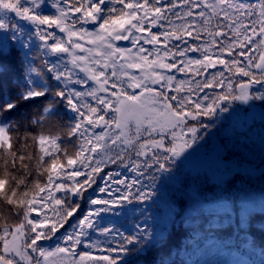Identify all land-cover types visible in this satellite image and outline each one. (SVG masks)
<instances>
[{"label": "snow or ice", "instance_id": "snow-or-ice-1", "mask_svg": "<svg viewBox=\"0 0 264 264\" xmlns=\"http://www.w3.org/2000/svg\"><path fill=\"white\" fill-rule=\"evenodd\" d=\"M46 7L55 9L56 14H43ZM0 10L33 24L46 53L57 61L69 56L68 63L86 73L87 81L95 85L89 87L86 80L74 78L71 70L52 63L46 66L48 78H41L42 74L30 67L29 73H36L37 78L25 76L24 87L18 89L15 100L10 95L0 97L3 116L16 110L21 100L47 99L52 93L53 99L43 111L26 123L42 127L46 118L55 116L58 98L75 113L67 137L69 142L73 137L77 142L75 152L69 154L57 143L58 137L34 133L31 127L22 132L19 123L13 124L7 117L0 120V205L12 206L10 211L17 218L0 229V264H48V258L57 254L75 257L77 247L93 246L85 243L89 230L104 236L115 232L122 237L116 248L103 251L117 255L133 251L139 242L150 239L141 226H137L139 234L123 235L119 229L101 227L96 218L125 203L151 199L154 192L137 187L139 180L128 183L108 176L104 180L106 186L99 187V192L113 198L91 199L90 204L96 207L70 225L75 231L63 236L65 246L46 252L40 242L52 240L80 207L67 205L54 192L82 195L108 163L130 167L138 176H144L149 169L168 172L169 164L202 138L197 135L199 128L208 127L189 126V120L211 118L218 110L227 112L226 106L220 107L221 102L264 101V94L252 91L253 85L264 86V0H260L259 6L242 0H51L50 4L48 0H0ZM89 23L95 31L77 29V25ZM42 26L66 32L67 39L56 40ZM153 28L158 31H152ZM50 40L54 42L50 44ZM0 41L29 47L19 25L10 23L7 17H0ZM120 41L132 47H118L116 42ZM144 45H150L151 50ZM74 50L88 55H76ZM257 50L259 55L255 54ZM93 53L99 58L89 61ZM190 53L202 56L193 59ZM174 72L190 79L177 81L174 75H167ZM226 73L248 79L233 81ZM6 74L4 54L0 51V90ZM50 80L56 82L55 90L50 87ZM226 80L228 91L211 103H206L207 96L198 95L204 89L223 88ZM75 85L88 90H77ZM88 98L91 102H87ZM109 112L115 115L109 117ZM151 113L165 119H156ZM97 128L101 131H95ZM33 144L35 149L27 151ZM34 172L36 178L29 180ZM45 173L42 182L38 177ZM80 176L85 179L74 184L63 181V177ZM114 184L124 188L116 189L118 196H113ZM34 189L38 191L29 196ZM52 201L61 206L52 209L57 219H51L47 213L42 219L32 218V213L40 216L43 207H51ZM86 257L119 264L112 256L93 257L89 253L81 254L79 262ZM71 264L78 261L72 259Z\"/></svg>", "mask_w": 264, "mask_h": 264}, {"label": "trees", "instance_id": "trees-1", "mask_svg": "<svg viewBox=\"0 0 264 264\" xmlns=\"http://www.w3.org/2000/svg\"><path fill=\"white\" fill-rule=\"evenodd\" d=\"M167 2V0H165ZM245 4H256L259 6L260 0H242ZM51 0H48V4ZM43 14L55 15V9L46 7ZM0 17H7L12 24L19 25L20 34L29 44L28 48H21L18 43L12 41H0V51L4 54V65L6 67V78L4 87L0 90V97L10 95L14 100L17 98L18 89L24 87V78L31 75L37 78L36 73H29V68H36L41 73V78H48L49 73L46 66L57 63L59 67L71 70L74 78L87 81L86 73L73 68L69 56H62L60 61L51 53H46L43 42L33 31V24L15 17L13 13L0 10ZM87 30L95 28L94 25H77V29ZM45 32H51L56 40H66V32L62 33L58 28H46ZM152 31H158L153 29ZM50 40L49 43H53ZM190 43H193L190 41ZM259 55V50L255 53ZM191 58H201L202 53H190ZM210 72L213 70H209ZM253 71H256L253 69ZM259 75V73H256ZM174 75L177 81L188 80L190 77L182 73H167ZM233 81L247 80L246 77L233 76L226 73ZM211 79V76L208 77ZM203 80L204 77H197ZM50 87L55 90L56 82L49 81ZM89 87H95L91 81H87ZM77 90L87 91L88 88L75 85ZM187 88V85H185ZM235 88V83H233ZM132 92L131 89L128 90ZM228 91L227 80L223 88L204 89L198 92L200 97L207 96L206 103H211L213 99ZM252 91L256 95L264 94V86L253 85ZM169 95L175 93H168ZM53 99L52 93L48 98H37L29 101H19L18 108L11 114L5 113L0 116V120L5 117L13 124L19 123L21 131L29 127L34 133H42L53 137H58L57 143L68 151L69 154L75 152L76 138L71 142L67 137L69 128L74 123L75 113L68 110L65 103L57 99L56 114L46 118L42 127L28 125L29 118H35L44 109L45 105ZM232 100L221 102L220 107H227V112L217 111V114L208 117H201L195 122L208 125L207 128H199L198 137H205L206 146L208 142L207 132L211 131L219 140L222 152L218 159L223 161L235 160L236 168L231 173H219L215 176L208 174L207 169L197 168L182 161L175 160L169 164L168 172H159L154 169L145 170L144 176H138L130 167L123 164L104 165L103 171L95 175V183L77 196L72 193L54 192V195L71 206L78 204L79 211L64 224L52 240L40 242V246L47 252H55L57 247L65 246L63 236L75 231L74 227L78 219L96 206L90 204V200L112 199L106 193H100L99 187L106 186L104 180L108 176L114 179H125L130 183L132 180H139L137 187L145 190H152L154 195L151 199L143 203L133 201L131 204L125 203L123 207L103 213L96 218L101 227L109 226L119 229L123 235H137V226H141L148 233L150 239H144L138 243L136 248L129 252L117 255L113 251H103L101 249H113L121 242L120 235L110 234L108 236L100 233H92L89 230V237L85 243H90L92 247L79 246L76 248L75 257H64L57 254L49 257L50 264H71L72 259H76L78 264H107L106 261L94 260L86 257L83 262H79V257L83 253L90 256L109 255L114 257L119 264H264V169L261 172H248L243 170L246 165L260 167L264 164V115L247 119L245 117L246 105L241 108L242 117L235 118L229 111ZM254 103L264 108V101L252 100ZM87 102H91L88 98ZM109 112L108 116L112 117ZM95 131L100 132L97 128ZM35 149L33 144L27 151ZM55 152V149L53 148ZM127 163V160L125 161ZM150 173V174H148ZM3 168H0V175ZM107 174V176H105ZM119 174V175H117ZM19 175V173H17ZM44 176L38 177L42 182ZM36 178L35 172L29 180ZM102 178H104L102 180ZM84 176L71 178L63 177V181L74 184L76 180H84ZM116 189L124 191L120 185H111L113 196H118ZM38 190L30 191L29 196ZM135 192V189H133ZM12 206L0 205V229L6 223L16 222V217L10 211ZM37 207H42L37 205ZM61 206L55 205L52 201L51 207H43L40 216L32 213V218L42 219L44 214L55 220L53 208ZM99 246V247H97ZM129 248L132 246L129 245Z\"/></svg>", "mask_w": 264, "mask_h": 264}, {"label": "rangeland", "instance_id": "rangeland-1", "mask_svg": "<svg viewBox=\"0 0 264 264\" xmlns=\"http://www.w3.org/2000/svg\"><path fill=\"white\" fill-rule=\"evenodd\" d=\"M153 29H155V28H153ZM95 30L96 29L93 28V29H90L88 31H95ZM116 44L118 47H122V48L123 47H132L130 44H128L127 42H124V41L116 42ZM85 47L87 48V47H92V46L91 45H85ZM144 47L149 48L151 50L150 45H144ZM74 52L76 55H88V53H86V52L81 53V52H79V50H74ZM97 58H99V57H96L95 53H93L91 56H89V61H92V60L97 59ZM150 59H151V57H150ZM89 66H93V65L89 64ZM129 71H132L136 75H140V73L136 70H129ZM245 105H246L245 103H242L240 101H231L229 111L234 115L235 118L240 120V118L242 117L241 108ZM151 115H153L156 119H159L161 121H163L165 119V117L159 116L155 113H151ZM195 122L196 121H194V120H189L188 125L196 127ZM197 135H198V133H197ZM168 140L170 141L171 137H169ZM203 143H205V137L202 136V138L198 139L192 145L191 148H188L186 151L183 152V154L180 157L176 158L175 160H179V161L184 162L185 164H188V161L191 160V158L195 152V150H194L195 147L198 145L201 146V144H203ZM235 162H236L235 160L223 161L221 159H217L213 165L209 166L206 169H207L208 174L211 176L212 175L215 176L216 174H219V173H231V172H233V170L237 166L235 164ZM263 169H264V164H262L260 167H254L251 165H246L243 168V170L248 171V172H261ZM30 254L33 255L34 257H36L37 259H40L37 256V254H35V253H30ZM48 264H50L49 260H48Z\"/></svg>", "mask_w": 264, "mask_h": 264}, {"label": "water", "instance_id": "water-1", "mask_svg": "<svg viewBox=\"0 0 264 264\" xmlns=\"http://www.w3.org/2000/svg\"><path fill=\"white\" fill-rule=\"evenodd\" d=\"M263 115L264 108L261 105L255 104L252 100H249L246 105L245 117L251 119ZM208 136V144L205 148L200 146L195 147V153L191 159V164L194 167L207 168L213 165L216 158L222 152V146L215 135L209 131Z\"/></svg>", "mask_w": 264, "mask_h": 264}, {"label": "bare ground", "instance_id": "bare-ground-1", "mask_svg": "<svg viewBox=\"0 0 264 264\" xmlns=\"http://www.w3.org/2000/svg\"><path fill=\"white\" fill-rule=\"evenodd\" d=\"M199 146V145H198Z\"/></svg>", "mask_w": 264, "mask_h": 264}]
</instances>
